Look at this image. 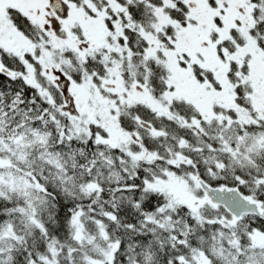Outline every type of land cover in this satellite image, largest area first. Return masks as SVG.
I'll return each instance as SVG.
<instances>
[{"label": "snow or ice", "instance_id": "6c2138e0", "mask_svg": "<svg viewBox=\"0 0 264 264\" xmlns=\"http://www.w3.org/2000/svg\"><path fill=\"white\" fill-rule=\"evenodd\" d=\"M0 264H264V0H0Z\"/></svg>", "mask_w": 264, "mask_h": 264}]
</instances>
